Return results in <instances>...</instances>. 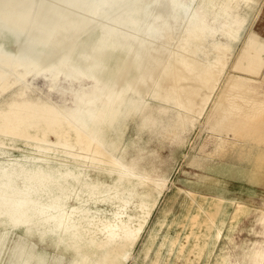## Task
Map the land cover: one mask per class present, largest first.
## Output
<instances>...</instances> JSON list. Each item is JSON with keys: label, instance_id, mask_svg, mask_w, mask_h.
<instances>
[{"label": "bare ground", "instance_id": "bare-ground-1", "mask_svg": "<svg viewBox=\"0 0 264 264\" xmlns=\"http://www.w3.org/2000/svg\"><path fill=\"white\" fill-rule=\"evenodd\" d=\"M224 1L0 0V69L23 64L58 71L70 63L100 82L109 100L123 99L136 112L131 158L120 164L117 180L124 188L106 185L69 210L78 213L69 223L89 231L92 264H209L213 257V264H264V208L245 202L262 197L264 203V37L248 34L231 63L244 24H230ZM234 1L249 15L257 0ZM136 7L138 28L112 23ZM206 16L218 19L209 25ZM229 64L245 75L227 72ZM216 89V109L204 124L208 138L178 156ZM156 104L164 106L161 113L146 114ZM44 111L23 116L38 126L34 144L50 153L67 131L55 111L39 120ZM152 140L158 145L148 146ZM167 140L175 145L164 161ZM88 145L75 131L63 152ZM155 207L156 219L141 238ZM66 211L46 197L29 207L31 216L72 232L62 218ZM136 212L142 215L131 220ZM23 226L13 219L7 228Z\"/></svg>", "mask_w": 264, "mask_h": 264}, {"label": "rangeland", "instance_id": "rangeland-1", "mask_svg": "<svg viewBox=\"0 0 264 264\" xmlns=\"http://www.w3.org/2000/svg\"><path fill=\"white\" fill-rule=\"evenodd\" d=\"M224 2L229 8L230 24L237 29L238 25L244 24L241 41L235 45L232 63L242 41L256 31L252 22L260 0L253 5L249 15L245 14L244 6L239 2ZM189 16H193L191 12ZM217 19L218 16H206L209 25ZM140 22L141 13L137 7L123 10L120 18L112 21L117 26L131 25L132 28H138ZM230 66L227 72L245 75L244 72L231 70ZM5 69H0V264H92L88 255L91 243L89 231L83 230L82 223H69L70 216L78 214H70L69 210L94 191L100 192L107 186L124 188L125 183L117 180L120 164L127 163L131 158L128 142L135 137L133 130L138 122L136 112L123 99L109 100L107 94L99 90L100 82L79 72L70 63H65L58 71L37 70L23 64H10ZM219 91L216 89L209 96L201 120L186 133L190 138L179 150L178 156L189 150V144L196 143L200 147L208 138L209 132L204 124L216 109ZM163 107L156 104L146 114L152 117L159 115ZM37 108L45 110L39 120H45L50 110L57 112L61 120L59 128L67 131L50 153H46L44 145L37 147L34 144L32 136L37 134L38 126L31 125L32 119L23 116L26 110ZM75 131L89 144L88 147L83 151L75 147L70 153L63 152L64 143L75 136ZM42 139L40 144L43 143ZM158 143L152 140L148 146H157ZM174 145L168 140L163 142L161 156L164 161L170 160ZM168 193H172V188ZM41 197L57 200L67 209L62 218L72 232L54 229L46 217L42 216L41 219L30 215L31 203ZM186 197V194L181 195V198ZM245 202L255 206L256 210L264 208L262 197L255 202ZM156 211L155 207L150 212L151 218L146 222L141 238L146 237L151 222L158 214ZM141 212L132 214L130 219L140 217ZM146 214L147 211L144 212ZM13 219L24 223L21 231L7 228ZM102 222L101 217H96L97 226L100 227ZM71 224L74 227L69 226ZM237 235L240 240L245 233ZM140 244L141 240L135 249L140 248ZM133 249L128 261L134 259L136 250ZM213 260L214 257L209 264H213Z\"/></svg>", "mask_w": 264, "mask_h": 264}, {"label": "crops", "instance_id": "crops-1", "mask_svg": "<svg viewBox=\"0 0 264 264\" xmlns=\"http://www.w3.org/2000/svg\"><path fill=\"white\" fill-rule=\"evenodd\" d=\"M253 28L264 36V0H260L259 7L252 22Z\"/></svg>", "mask_w": 264, "mask_h": 264}]
</instances>
